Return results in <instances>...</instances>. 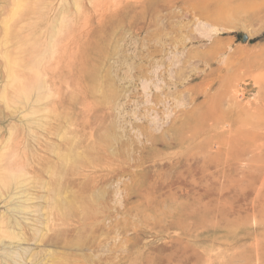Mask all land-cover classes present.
Wrapping results in <instances>:
<instances>
[{
  "label": "rangeland",
  "instance_id": "374dc122",
  "mask_svg": "<svg viewBox=\"0 0 264 264\" xmlns=\"http://www.w3.org/2000/svg\"><path fill=\"white\" fill-rule=\"evenodd\" d=\"M9 1L0 264H264V0ZM64 8L70 67L39 127L48 100L5 98L43 90L28 68Z\"/></svg>",
  "mask_w": 264,
  "mask_h": 264
},
{
  "label": "bare ground",
  "instance_id": "6f19581e",
  "mask_svg": "<svg viewBox=\"0 0 264 264\" xmlns=\"http://www.w3.org/2000/svg\"><path fill=\"white\" fill-rule=\"evenodd\" d=\"M10 1H9L10 4L13 5L14 2L19 1L18 3H21L20 1H22V0H10ZM47 5H46V7H47ZM18 6H19V4H18ZM37 6L38 5H36L35 8L33 7L31 9H29L25 16H19L18 15L16 18V15H14V16H13V14L8 15V17L5 18V21H3L4 22L3 27L5 25H6V27H8L10 23L17 25L19 23H22L23 19L24 20H31L33 18V16H37L39 11H41L43 9V7H45V6H43L41 9ZM66 8H67V6H66ZM66 8H64V11L60 14L61 19H60V17L58 18V20L60 19L63 22L62 24L64 25V30L61 29V25L58 26V24H56L57 23V19H56L54 21V23H51V31H50V34L47 36L46 42L42 46V50H39V52L45 53V55L47 57L45 59L39 61L37 65L33 64L31 67L28 68V71H30L29 75L32 76V77L28 78V82L30 79V83L28 86L29 87L28 92L31 94L36 89L38 83H41V80H42V84H43V90L42 91L45 92L44 95H40L42 93V91H41L39 96H36V98H34L33 101L32 100L28 101V98H27L28 93L26 90H23L22 92L21 91L15 92L16 91L15 87H13L12 84H14V81L16 82L18 73L13 68V65L11 66L9 63L6 65L7 70H5V76H6V79L9 80V82L6 84V86L8 85V87H9L8 90H10V86H11L12 91H13V89L15 90L12 93L14 95H16L17 99L13 100L11 97H9V99L5 98V102H6V103L4 102L5 107L10 108L12 110H15L16 109L15 105H17V104L20 105L22 102H25V104H30V102H33L34 104H38V103L40 104V102L48 100V102L43 106V108H41V107L36 108L35 107V108H32V110L30 111L31 115L36 116L35 120H37V122H38L37 117L39 116L38 114H40L42 112L47 113L48 115H50L51 118L53 117V115H54L53 113H54L55 105H56L55 104V95H56V84L58 83L57 79L61 80L62 79L61 75L68 74V71H69V67H70L69 54L70 53L68 52V50L70 49V46H71V41H69L70 18L67 16V9ZM74 8H76V7H74ZM16 9H18V8H16ZM69 16H70V14H69ZM34 25H36V24L35 23L29 24L27 26L28 28H26V29L29 30ZM6 32L8 33V31H6ZM60 34H62V35L64 34V38L62 39V42L58 43L57 37ZM59 47L61 48L60 54H59ZM17 49L19 51L22 49L21 44L17 46ZM30 53H32V51ZM20 81H21V79H20ZM59 82H61V81H59ZM39 88L42 89L41 84L39 85ZM22 89H20V90H22ZM5 92H6V90H4V95H5ZM40 108H41V110H40ZM39 121L41 123V118L39 119ZM35 126L40 127L39 122ZM30 132H32L31 129H30ZM16 139H15V143L17 144ZM0 183H2V181H0ZM25 209H30V208H29V206H25ZM16 225L17 224L15 221H14V225H13V221L11 219L5 221V226H6L5 228H11V227L14 228ZM12 239H14V238H12Z\"/></svg>",
  "mask_w": 264,
  "mask_h": 264
}]
</instances>
